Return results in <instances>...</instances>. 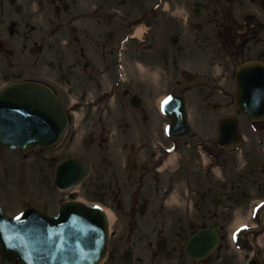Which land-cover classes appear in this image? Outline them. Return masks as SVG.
<instances>
[{"label":"flooded vegetation","instance_id":"1","mask_svg":"<svg viewBox=\"0 0 264 264\" xmlns=\"http://www.w3.org/2000/svg\"><path fill=\"white\" fill-rule=\"evenodd\" d=\"M195 1L198 0H94V17L88 18L86 0H0V86L21 80L43 81L63 98L66 107L74 96L88 101L104 90L113 92V106L107 97L101 104L68 111L73 116L69 117L70 125H77L74 116L84 112L78 132L71 133L70 138L79 134L88 140V147L98 145L99 151L116 155L101 159L112 172L105 180L103 188L107 192L103 196L115 203L112 206L119 220L111 264H125L122 253L128 248L132 264H240L228 241V226L236 208L246 212V201L237 195L236 187L231 195L228 185L218 181L212 169H198L194 152L190 156L181 154L173 175L175 185L179 187V182L186 181L194 206L187 215L161 209L165 217L157 223L158 208L150 203L149 192L156 190L160 195L166 183L156 172L155 154L141 151L149 143L148 129L162 120L154 105L155 90L148 81L152 60L166 65V58L171 57L177 68L178 62H191L196 54L188 46L166 49L171 47L167 44L171 32L180 36L186 33L187 42L197 41L192 33L195 23L201 21L205 31L215 21L218 25L225 21L228 33L241 37L244 45L258 41V29L243 21L247 13L258 15V0H200V15L194 11ZM158 4L159 8L153 9ZM185 7L187 16L181 11ZM140 26L147 27L144 42L136 39ZM156 35L159 52L157 58H152L150 43ZM223 39L232 45L230 35L224 31ZM200 48L203 55L214 52V47ZM225 48L227 69L236 54L264 55V48L258 51V45ZM229 106L228 101H222L221 108ZM215 114L212 109L207 115L214 118ZM112 118L116 122H110ZM200 141L204 149L216 154L215 161L225 163V151L214 152L213 142ZM122 145L129 151H122ZM66 146L64 143L47 149L50 158L54 160ZM125 191L130 193L123 194ZM258 194L264 195V153L258 154ZM212 224L220 236V246L212 255L191 256L185 247L188 238ZM258 264H264V209L258 214Z\"/></svg>","mask_w":264,"mask_h":264},{"label":"water","instance_id":"2","mask_svg":"<svg viewBox=\"0 0 264 264\" xmlns=\"http://www.w3.org/2000/svg\"><path fill=\"white\" fill-rule=\"evenodd\" d=\"M31 115L32 114L29 116ZM64 125V121L62 123H57L55 126L57 131L55 137L61 134ZM88 211L89 212L82 218L75 215H62L57 219H48L38 213L34 215L29 212L20 219L11 220L4 216V213L0 209V218L3 219L0 225V248L4 252L6 262L9 263L8 261L11 260L9 258H14L18 255H8L7 252L12 253L13 251H5L3 249L5 248L6 241L1 238L2 234L7 231H12L17 235L16 238L12 237V245L18 248V253L27 252L30 243H37L32 234L28 233L31 232L33 222L35 221L40 224L38 232L42 233V243L57 254L59 244L63 242L65 237L63 232L64 229L61 227L66 226L69 231H75L73 234H76L77 238L81 239V242H77L74 248L69 251L70 253L67 257L71 262L70 264H97L106 252L108 221L102 211L94 209ZM35 217H37L38 220H36ZM57 232H59L58 235L56 234ZM50 254L52 253L47 252V257ZM21 264L33 263L23 257V260L21 259Z\"/></svg>","mask_w":264,"mask_h":264},{"label":"rangeland","instance_id":"3","mask_svg":"<svg viewBox=\"0 0 264 264\" xmlns=\"http://www.w3.org/2000/svg\"><path fill=\"white\" fill-rule=\"evenodd\" d=\"M198 43L200 44V41ZM195 47H199V46H195ZM180 66H184V65L180 64ZM208 66H209V64L206 61L199 62L196 65V70L202 71V69L206 68L204 71L207 72ZM172 68H173V66L170 64L169 69H172ZM216 71H218V70H216ZM160 72H161L160 67L152 68L151 75H152V78L154 79V81H157V78H160V77L162 78ZM204 81L205 80H198V83L194 85V89L190 93V103L195 104V103L199 102L198 89L200 88V86H202L201 83ZM166 91H167L166 89L160 90V94H158L156 96V98L158 99V97L160 95L162 96L163 94H165ZM213 99H214V96L212 98H210V100H213ZM110 122H116V121L114 118H112ZM114 129H116V128H114ZM209 134L211 137L215 136V130L213 127L210 128ZM69 145H70V149L75 151L76 153H84L85 152V149L83 148V146L80 143L74 144L73 142H71V143H69ZM106 154H109L111 157H113L112 153H109V152L108 153H101L100 155H95V157L93 155V157L96 160L95 163H97L96 173L99 172L101 175H94L93 176V174H92L91 178H96V176H97V180H99V183L104 178L107 177V175H105L102 172V171H104L105 166L101 162V157L103 155H106ZM32 159H33V157L31 156L28 159H24L23 162L22 161L19 162L20 159L17 160L18 163L15 164V167H20V165H21V171H22V168L25 167V169L21 172L22 174H20L22 176V179H21L20 177L18 178V175L15 172L6 173L4 168L6 167L7 162L4 160V156L0 153V190L5 194L10 187L17 188L18 184L22 183L24 178L26 177V183L25 184L27 185L26 188H28V190L26 191V193L23 195L22 199H20V200H27L28 198L31 199L33 197V192H32L33 189L30 187V186L33 187V185L30 183L31 182L30 180H33L35 183H37L36 186L39 189V191H36V194H37V199H35L36 203L48 202V199L50 198V195H49L50 193H47V192H49L53 189V185L50 186V180L46 179V176L51 173L50 167L48 165L49 161L40 160L38 162V158L35 157V161L32 162ZM13 167H14V164H11L9 170H12ZM109 175H111V174L109 173ZM79 189H80L82 195L91 201L101 200L102 202L103 201L106 202L105 201L106 199L102 197L103 189H101L100 186L98 188V186L95 185L93 181H86L83 184V186ZM96 190L100 191L101 198L94 196V192ZM183 190L186 191L184 187H183ZM31 192H32V194H31ZM255 196L256 197L254 199L252 198L249 201L250 203H254L258 200V192H257V195H255ZM15 198H16L15 195H13L11 197V199L14 200V203H7L11 209V210L10 209L9 210L12 212L16 211V209H19L24 204V203H20V201L18 199L15 201ZM177 198L178 197H176V195L174 194L172 201H175ZM184 199H185V197H184ZM247 202H248V200H247ZM157 204L163 205V203H157ZM185 205H186V209H187V203H185ZM0 264H1V260H0Z\"/></svg>","mask_w":264,"mask_h":264},{"label":"bare ground","instance_id":"4","mask_svg":"<svg viewBox=\"0 0 264 264\" xmlns=\"http://www.w3.org/2000/svg\"><path fill=\"white\" fill-rule=\"evenodd\" d=\"M109 213V217L111 218V220L113 219V216H112V214L110 213V212H108ZM241 223H244V221L243 220H240V221H238L236 224L238 225V224H241Z\"/></svg>","mask_w":264,"mask_h":264},{"label":"snow or ice","instance_id":"5","mask_svg":"<svg viewBox=\"0 0 264 264\" xmlns=\"http://www.w3.org/2000/svg\"><path fill=\"white\" fill-rule=\"evenodd\" d=\"M168 100H171V97H169ZM168 100H166L165 103H168Z\"/></svg>","mask_w":264,"mask_h":264}]
</instances>
